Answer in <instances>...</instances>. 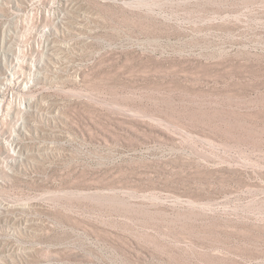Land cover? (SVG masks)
<instances>
[{
    "label": "rangeland",
    "instance_id": "374dc122",
    "mask_svg": "<svg viewBox=\"0 0 264 264\" xmlns=\"http://www.w3.org/2000/svg\"><path fill=\"white\" fill-rule=\"evenodd\" d=\"M19 47L0 264H264V0H0Z\"/></svg>",
    "mask_w": 264,
    "mask_h": 264
},
{
    "label": "bare ground",
    "instance_id": "6f19581e",
    "mask_svg": "<svg viewBox=\"0 0 264 264\" xmlns=\"http://www.w3.org/2000/svg\"><path fill=\"white\" fill-rule=\"evenodd\" d=\"M19 9H20V7H19ZM14 15L21 16L22 14H20V12H14ZM17 52H19L18 53V58L19 59H17V61H16V59H14V61H13L15 63L13 67H15V68H13V73H12L11 79L9 80V76L7 75V72H6V74H5L4 77L0 78V89H1V91L4 90V88H7V86L9 84H13L14 83L15 85H18L21 82H23V83H25L26 81L29 82L34 76H39V73H40L39 71L33 72V71H26L25 70L26 76L23 77V78L22 77L21 78L19 77V74L17 73V71L20 70L19 67H21L24 64L21 61V57H23V59H24V57H25L24 53L25 52L23 51V48H20V47L17 49ZM1 56H3V57L6 56L7 57V56H9V53L7 51H4V53H2ZM16 68H18V70ZM1 91H0V94L2 93ZM4 112H5V110L1 106V108H0V125H2L3 124V121H4V117H3ZM13 206L16 207V208H19L20 210H25L28 207L25 204H15ZM9 210H10L9 206H7V207H0V214L1 213H4V212H9ZM0 227L3 230L9 229V227L7 225H5V224L0 225Z\"/></svg>",
    "mask_w": 264,
    "mask_h": 264
}]
</instances>
